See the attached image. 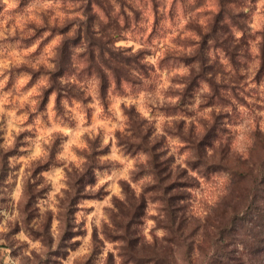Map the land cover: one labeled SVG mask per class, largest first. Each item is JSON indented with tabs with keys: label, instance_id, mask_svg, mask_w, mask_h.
<instances>
[{
	"label": "clouds",
	"instance_id": "9594fccd",
	"mask_svg": "<svg viewBox=\"0 0 264 264\" xmlns=\"http://www.w3.org/2000/svg\"><path fill=\"white\" fill-rule=\"evenodd\" d=\"M89 3L0 0V264H264V0Z\"/></svg>",
	"mask_w": 264,
	"mask_h": 264
},
{
	"label": "rangeland",
	"instance_id": "374dc122",
	"mask_svg": "<svg viewBox=\"0 0 264 264\" xmlns=\"http://www.w3.org/2000/svg\"><path fill=\"white\" fill-rule=\"evenodd\" d=\"M204 2L209 3V4H214L216 2V0H204ZM97 3H100V0H97ZM89 9H91L92 4H91V0L90 3L88 5ZM209 11H212V9L210 8ZM223 16V10L221 9V11H218L216 13L215 16V22L212 25V30L210 33H207L204 35L203 39L200 42V49L197 52L196 56L193 57H188L185 59V63H190L192 60L194 59H200L201 61H204L206 59V52L208 50V39L209 37H213L216 38L217 40V46H220V40L219 37L220 35H222L224 32L227 31V26L223 25L221 23V19ZM92 19H94V17L90 16L89 20L90 22L92 21ZM62 31H67V29H64ZM80 42V36H77L75 38H69L67 40H65L61 47H60V65H59V72H57L55 74V76H59V75H63L65 73H70L72 71L71 69V60H70V48L73 45H76ZM226 44V42H225ZM102 59V58H101ZM89 60L91 61L90 65H89V69H87L86 71L92 72L95 71L101 78V95H106L107 91L109 90V88L112 86L113 82L115 83V86L117 87V89H119L120 87V83L122 79H128V74L127 72L121 68L119 66L120 63V59L117 58V60L114 62L113 65H109L112 68V77L113 79H110L109 76L103 71V69L100 67V65L96 62V57L94 52L89 53ZM107 63V62H105ZM212 65H208L205 67L204 71H210L212 70ZM62 73V74H60ZM204 73L202 72L200 74V76H203ZM196 81L197 78L194 77L191 81V83L188 86V92L190 93L192 88L196 85ZM133 87H138L139 86V82L138 81H133ZM51 91V90H49ZM47 99V94L45 95V101ZM59 100V96L57 97V101ZM12 154V153H9ZM8 168L7 165L5 164V167L3 169V175H7L8 173Z\"/></svg>",
	"mask_w": 264,
	"mask_h": 264
},
{
	"label": "trees",
	"instance_id": "16d2710c",
	"mask_svg": "<svg viewBox=\"0 0 264 264\" xmlns=\"http://www.w3.org/2000/svg\"><path fill=\"white\" fill-rule=\"evenodd\" d=\"M60 74H62V73H60Z\"/></svg>",
	"mask_w": 264,
	"mask_h": 264
}]
</instances>
